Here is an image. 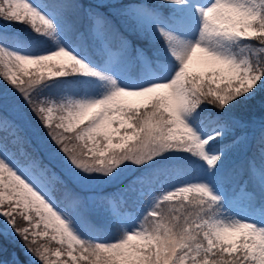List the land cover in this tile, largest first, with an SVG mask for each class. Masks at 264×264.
I'll return each instance as SVG.
<instances>
[{"label": "snow or ice", "instance_id": "obj_1", "mask_svg": "<svg viewBox=\"0 0 264 264\" xmlns=\"http://www.w3.org/2000/svg\"><path fill=\"white\" fill-rule=\"evenodd\" d=\"M197 13L193 41L179 32ZM83 21L102 63L72 41L73 35L83 40ZM9 25H30L39 35L22 39ZM130 34L145 42L134 43ZM250 41L264 44V0H210L203 6L199 0H0V67L7 69L0 79L12 89L11 97L0 93V215L22 237L26 252L42 264H264V207L258 222L228 215V154L244 138L221 143L250 123L245 114L257 101L264 110V48L256 54ZM194 58L204 71H190ZM114 65L127 72L112 71ZM66 77L71 79H61ZM53 88H70L71 94L45 97ZM25 106L38 121L35 127ZM30 142L48 164L27 149ZM180 161L198 167L196 182L171 185L175 190H167L143 222L112 240L80 235L79 226L100 230L118 221L111 214L89 219L84 211L86 199L108 201L113 193L84 198L77 187L122 184L128 170L134 179L120 191L136 193L137 183L166 176ZM57 185L80 215L55 205ZM258 195L264 201V168ZM18 213L29 227L20 226ZM41 222L61 247L37 243L49 234L37 231Z\"/></svg>", "mask_w": 264, "mask_h": 264}, {"label": "rangeland", "instance_id": "obj_2", "mask_svg": "<svg viewBox=\"0 0 264 264\" xmlns=\"http://www.w3.org/2000/svg\"><path fill=\"white\" fill-rule=\"evenodd\" d=\"M31 2H42V3H47L48 0H31ZM151 2L155 3L158 2V0H151ZM210 0H202L201 6H203L205 3H209ZM199 14H196V17L194 21L192 22L191 20H188L185 23L184 29L179 32V34L183 35L186 39L189 40H194L197 34V24H199ZM191 23H196L195 26H192ZM12 25H9L11 28ZM169 28L170 30H177L175 27H173L172 23L169 22ZM15 31H20L22 33V39L27 38L24 37L23 34H25L22 31V27L20 28H14ZM83 31V30H82ZM155 31V29H153ZM130 38L133 39L134 43H140L135 37H133L130 34ZM72 41L77 44H83L88 48V51L90 54H93V58L97 60L98 63H102V58L97 57L94 55V45H93V40L92 37L87 33H84L83 40H79L75 35L72 36ZM156 42H161L159 47H163V40L162 38L159 37V33L156 32ZM256 42V41H255ZM248 46L252 43V41L247 42ZM258 47L264 48V44H260L258 42ZM247 51V49H246ZM197 56H199V53H197ZM7 69L4 68V71ZM190 70L191 71H204L205 68L203 65L197 63L196 58H194L193 63L190 65ZM112 71L120 73V72H127V69L124 68L121 65H114L112 68ZM46 73V72H45ZM47 75V73H46ZM108 88L107 84H104L102 91H106ZM71 93L69 91H65L63 94H61L58 97L54 98H49L52 100H61L64 98L66 95H70ZM4 115H7L9 119H12V114L10 112L4 113ZM57 113H54V117L57 116ZM22 135L25 136L26 139L31 141V135L30 131L26 128L22 129L21 132ZM4 133L0 131V136H3ZM236 137H243L244 140L242 141L241 144L236 145L232 152H235L236 150L240 149L241 151L239 152L240 155H245L248 154L250 151H254L253 155L249 156L248 155V163H249V175H244L241 179H239L238 182L235 184H232L231 187L229 188L225 183V189L227 191V194L229 198L233 201L232 204V210L228 213V215L235 217L236 219H241V218H247L249 221H259L261 219V208L264 207V203H262L260 206L257 207H252L251 202L249 201L250 196L253 195V190H252V185L254 187L257 186L258 184V178L261 172V169L264 168V160H262L261 157V151L264 149V145H258L256 149L253 148V144L250 142L251 138V133H248L246 129H240L238 131H234V133L230 134L226 140L222 141L221 143H230L233 141ZM10 149H12L11 143H9ZM27 149L29 151H36L38 155H40L41 159L45 164H48L47 157L43 154V152L40 149H37L36 143L35 142H30L27 144ZM13 151L15 149H12ZM61 156H65V154H61ZM233 155L228 156V159L236 160L235 158H232ZM231 160V162H232ZM206 163V162H205ZM237 164V162H235ZM49 167L53 168V171L57 172L58 175L62 174V170L59 167H53V165L49 164ZM187 167H190L188 165ZM253 172L255 175H253ZM124 180L122 184H109V185H101L97 189L88 191V190H81V192H84V198L94 195L96 192H102V193H113V197L109 199L108 201H95V200H85L84 206H87L88 208H91L90 210L96 211L94 214H92L93 217L96 216H108V215H115L118 221V224L116 227H107L104 229L100 230H90L87 229L85 231L82 227H78V231L80 235L89 240H96L97 238L101 240H112L115 237H118L125 228L132 226L133 224H139L144 221L145 217L153 210L154 203L158 200L162 201V196L167 194V190L170 189V186L175 184L176 186L179 187H184L185 181H193L196 182V179L199 175V171L196 172L193 175H189L181 180H176L173 182L165 183L164 185H156V184H151L153 183V180L146 182V183H137L135 185L136 188V193H126V192H121L120 189L123 187V184L129 183L132 179H134V176L130 173V171L126 170L124 172ZM252 184V185H250ZM59 185L56 186V189L58 190ZM243 189V191H241ZM54 191L52 194V199L55 201V205L58 208L64 209L66 212H68V209L71 208L72 212H68V214L71 216L73 213H76L77 215H80V209L78 206L73 205L72 203H63V200H60V197L58 195V192ZM170 190H175L174 188H171ZM144 193L143 196H140L139 193ZM82 196V193L80 194ZM191 193L188 194L189 199L191 198ZM179 199V197L177 198ZM185 204H188V201L184 202ZM92 206V207H91ZM173 205L172 204H165L164 207L165 209H170ZM177 207L178 215L183 214V209L180 207L179 203L175 205ZM21 211L23 209L21 208ZM34 216V209L32 210L31 213ZM18 216V222L21 221L22 227H29L25 221L22 219H19V213L17 214ZM8 218L0 215V223L2 225V228L10 233L12 236L13 240H17L19 242L20 246L23 249V253L26 256V258L33 264H42V262L39 260L38 257L33 256L29 253L26 252V246L24 243V240L20 235H18L11 224L7 222ZM35 221H33L34 223ZM37 231H48V236H38L37 237V243L38 244H45L47 245L50 249L53 251L57 247H61V244L59 243V240L57 241H52L51 236L54 234L53 230L51 229H45L43 226V223L41 222V225ZM75 248L76 245H73ZM79 255V253H76ZM66 255V254H65ZM53 260H63L65 257L62 256L60 258H56L54 256L51 257ZM14 259H2L0 260V264H13ZM18 260V259H15ZM22 264V263H20ZM79 264V261L77 262ZM89 264H91V261H89Z\"/></svg>", "mask_w": 264, "mask_h": 264}, {"label": "trees", "instance_id": "obj_3", "mask_svg": "<svg viewBox=\"0 0 264 264\" xmlns=\"http://www.w3.org/2000/svg\"><path fill=\"white\" fill-rule=\"evenodd\" d=\"M48 2H50V0H48ZM82 23L84 25L82 30L84 31L85 34H87L88 33L86 29L87 21H83ZM20 27H22V31L25 33L23 34L24 37L39 35V34L34 33V30L31 28L30 25H21ZM14 28L15 26L12 25L10 29L14 30ZM131 35L135 37L133 34ZM138 41L140 43L145 42V41H140V40ZM160 43L161 42H156L158 46L160 45ZM257 44L258 42L252 41V43L248 47L252 49L254 53L259 54L260 48L258 47ZM0 72H4V67H0ZM33 74H34V70H33ZM44 75L47 78L46 73H44ZM61 79H71V78L66 77V78H61ZM65 91H69L71 93L70 88L69 89L53 88L50 90H46L45 97L47 98L58 97L61 94H63ZM0 93H2L3 95H8L9 97H11V94H12V89L2 79H0ZM24 111L26 115L30 118L31 126L35 127L38 121L36 117L31 113V109L25 106ZM245 119L247 121H250V123H248L246 127H242V129H246L248 133H251L250 142L253 144V148L256 149L258 145H264L261 143V136L262 134H264V127H262V123H264V110H262L259 101H257V103L251 109L247 111V113L245 114ZM40 128H41V132L44 135H46V130L44 129V127L40 125ZM240 129L241 128H236L235 130L238 131ZM66 135H72V134L66 133ZM51 143H54V142H51ZM240 151L241 150L238 149L235 152L231 151L228 154V156L233 155L232 158L236 157L235 162H237L236 164L234 160L228 159L227 167L229 171V180L226 182L227 183L226 185L229 188L231 187L232 184H235L236 182H238L239 179H241L244 175H249V172H250V169H249L250 167L248 163V155L249 156L253 155L254 151L253 152L250 151L248 152V154H245V155H240L239 154ZM255 151H257V149ZM61 154H64V153L61 152L60 155ZM188 165H190V167H187ZM198 171H199L198 167L195 164H193L191 161H180L168 171L166 176H161L159 178L152 179L153 183L151 184L164 185L165 183L173 182L176 180H181L189 175L195 174ZM122 175H125V174L123 173ZM253 185H252L253 195L249 199L251 200L252 206L256 205L259 202H264L260 199L258 195V184L256 187H254ZM75 190L80 191V194L82 193V197H84V192H81V190H79L78 187ZM57 192L60 197V200H63V203H65L66 205L67 203H71L70 201L65 199L63 192L60 190V187L58 188ZM90 209L91 208L84 206V211L88 213L89 219H91L93 217L92 214L96 212ZM18 223L21 226L22 222L19 221ZM80 227H82L85 231H87V228H84L83 226H80ZM1 259H18L20 263L22 264H29L30 262L24 255L23 249L20 246L19 242H17V240H13L10 233L4 230L0 223V260Z\"/></svg>", "mask_w": 264, "mask_h": 264}, {"label": "bare ground", "instance_id": "obj_4", "mask_svg": "<svg viewBox=\"0 0 264 264\" xmlns=\"http://www.w3.org/2000/svg\"><path fill=\"white\" fill-rule=\"evenodd\" d=\"M199 2H201V3H202V0H199ZM195 17H196V14H195V15H194V16H193V17H192L190 20L193 22V21H194V19H195ZM198 21H199V20H198ZM195 24H196V23H191V25H192V26H195ZM196 26H197V34H196V36L198 37V29H199V27H200V21H199V24H197ZM197 37H195V39H194V40H196V39H197ZM194 40H193V41H194Z\"/></svg>", "mask_w": 264, "mask_h": 264}]
</instances>
